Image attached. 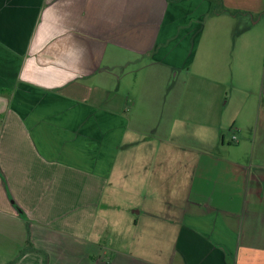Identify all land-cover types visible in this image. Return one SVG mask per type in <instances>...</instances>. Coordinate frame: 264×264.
Instances as JSON below:
<instances>
[{"label":"crops","instance_id":"1","mask_svg":"<svg viewBox=\"0 0 264 264\" xmlns=\"http://www.w3.org/2000/svg\"><path fill=\"white\" fill-rule=\"evenodd\" d=\"M223 3L0 0V264H264V71L251 106L187 88L196 60L218 84L246 64L218 22L253 7ZM140 62L134 114L109 96ZM134 141L155 203L135 210V254L101 255L96 217Z\"/></svg>","mask_w":264,"mask_h":264},{"label":"rangeland","instance_id":"2","mask_svg":"<svg viewBox=\"0 0 264 264\" xmlns=\"http://www.w3.org/2000/svg\"><path fill=\"white\" fill-rule=\"evenodd\" d=\"M250 5L253 7L251 12L236 13V18L229 13H226L219 18L218 25L226 28L233 26L236 29L235 34L230 35V38L236 45L237 51L240 49L239 43L246 39V42L251 44L245 54V65L238 67V74L233 79L228 76L224 84L211 82L209 79L197 78L195 69L198 60L192 64L187 72L188 84L187 88L190 91H208L216 92L220 97L223 96L221 105L231 108L241 104L251 106L255 105L256 95L261 91V78L264 71V0H250ZM212 17V18H211ZM207 19L206 24L212 25L213 19H216L213 14ZM203 41H206L204 36ZM146 62V61H145ZM153 68L151 73L155 72ZM138 72L141 76L147 72L142 62L138 65H131L124 72L125 80L120 76L119 84L112 88V93L109 99L118 98L126 103L127 108H130L135 114V73ZM119 73H122L119 71ZM140 87L141 84L139 83ZM156 84L154 85V88ZM168 90V89H166ZM236 97V99L234 98ZM246 102V103H245ZM142 108V107H141ZM129 112V111H128ZM241 123L247 122L246 116H239ZM233 129H227V132ZM191 131H188L187 137ZM163 136V135H156ZM127 137L130 139L148 137L147 130L141 129L129 131ZM117 169L119 173L111 180L110 184L105 189L104 199L96 217V224L93 230L91 240L97 241L101 245L99 249L101 255L112 256L118 251L115 249L132 252L135 254V237L137 229L135 228V210L143 204H154L156 189H135V141L129 143L122 148L117 161ZM143 193L139 196L138 193ZM147 193H149L148 199ZM150 202V203H148Z\"/></svg>","mask_w":264,"mask_h":264},{"label":"trees","instance_id":"3","mask_svg":"<svg viewBox=\"0 0 264 264\" xmlns=\"http://www.w3.org/2000/svg\"><path fill=\"white\" fill-rule=\"evenodd\" d=\"M169 1H177V0H169ZM212 3H213V8H212L213 12L219 13L228 10V8L224 5L223 0H212ZM28 248H32L30 237L28 239Z\"/></svg>","mask_w":264,"mask_h":264},{"label":"built area","instance_id":"4","mask_svg":"<svg viewBox=\"0 0 264 264\" xmlns=\"http://www.w3.org/2000/svg\"><path fill=\"white\" fill-rule=\"evenodd\" d=\"M232 140H233L234 142H237V140H238L237 135H233Z\"/></svg>","mask_w":264,"mask_h":264}]
</instances>
